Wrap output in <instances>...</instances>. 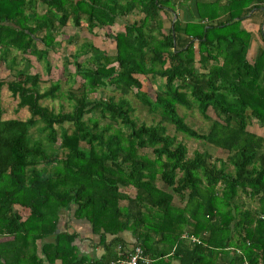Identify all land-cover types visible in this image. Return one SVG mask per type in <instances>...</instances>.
<instances>
[{"label":"trees","instance_id":"16d2710c","mask_svg":"<svg viewBox=\"0 0 264 264\" xmlns=\"http://www.w3.org/2000/svg\"><path fill=\"white\" fill-rule=\"evenodd\" d=\"M40 1L38 13L35 0H0V66L14 48L49 73L70 22L112 34L116 52L87 44L94 56L75 62L83 79L67 91L69 111L43 102L63 92L59 80L42 88L47 79L28 68L0 76V100L6 85L15 111H29L4 119L0 106V264H106L128 244H140L150 264H264V48L250 61L251 33L241 27L264 0H218L207 6L217 17L187 23L173 20L172 0ZM182 33L189 39L179 44ZM108 86L120 95L98 98ZM130 93L160 120L139 122ZM179 106L197 109L209 129L194 128ZM166 124L225 158L189 156ZM34 127L44 136L34 139ZM63 210L87 220L101 258L81 253L78 232L60 227Z\"/></svg>","mask_w":264,"mask_h":264},{"label":"rangeland","instance_id":"374dc122","mask_svg":"<svg viewBox=\"0 0 264 264\" xmlns=\"http://www.w3.org/2000/svg\"><path fill=\"white\" fill-rule=\"evenodd\" d=\"M74 41L70 45H61L58 46L56 50H53V54L51 57L52 62V68L51 71L46 75L47 81L43 82L41 84L42 88L48 87L50 84V81H56L59 80L62 84V93L57 97L56 99H45L43 102L49 106H53L55 110L63 109L64 111L71 110V104L69 99L67 98V91L69 89H73L76 86H78L79 82L82 81V76L76 71L75 62H83L86 60L89 56H94L92 52L90 51V45H80V38L73 39ZM106 43H103L96 39L94 46H97L101 48L102 50L108 52L109 54L113 55L116 52L115 49V43L113 42V39H106ZM100 42V43H99ZM92 43V42H91ZM78 52H82V55H80L78 58L75 57V54L77 55ZM92 54V55H91ZM27 61V60H26ZM24 62H18L14 69H19L18 66H23ZM36 65L34 68H31V70L40 71L41 74L43 72L42 68L38 65V62H36ZM3 64V63H2ZM26 64V63H25ZM65 64H68L67 71L64 70ZM32 65V64H31ZM46 67V65H45ZM1 67L2 73L0 72V76L5 79H12L15 76L16 71L12 70L10 68ZM0 69V70H1ZM68 72V73H67ZM144 83L145 88H148L152 94H154V88L153 86L147 82V80L141 76ZM109 95H115L119 96L120 93L115 90L114 86H108L106 88H101L99 91L96 92V96L99 98L100 96L107 97ZM128 98L131 100L132 105L135 107L134 115L138 119L139 122H146L148 124L157 123L160 120V116L158 114L150 113L145 106L142 105V103L137 99V97L134 95V93H130L128 95ZM17 104V99L14 98L11 95V92L8 90L7 86L5 85L1 91V100H0V106L4 108V114L2 115V118H11V117H17L21 119H25L29 116V111L26 108H21L19 111H15ZM179 112L181 115L186 117V120L196 129L201 131H207L209 129V126L211 122L209 120H206L202 114L197 109L188 110L185 109L182 106H179ZM168 128V132L170 134H176L178 139L186 143L188 146V155L192 156L194 151L196 150H209L214 155L224 157L225 154L221 150H217L213 147L208 146L206 143H204L202 140L189 137L185 135L184 133L177 132L175 127L172 124H166ZM31 135L34 139H38L44 136V134L40 133L39 129L37 127L31 128L30 130ZM150 151V149H149ZM264 151V148H263ZM151 153V152H150ZM229 169L232 170L233 167L230 165ZM161 183V182H159ZM121 203L125 205L127 203L126 200H122ZM257 204V202H252V204Z\"/></svg>","mask_w":264,"mask_h":264},{"label":"crops","instance_id":"0c3cea01","mask_svg":"<svg viewBox=\"0 0 264 264\" xmlns=\"http://www.w3.org/2000/svg\"><path fill=\"white\" fill-rule=\"evenodd\" d=\"M36 1V11L38 13L44 12L47 8V5L45 3H41L40 0ZM218 0H172V2L175 4V9L170 10L172 12L173 20L178 19L181 23H187V22H197L201 19V13L202 12H210L212 16L217 17L218 14L221 12L213 9L212 7H207L210 3H215ZM223 2H226V0H220ZM264 5L260 7H256L253 10H251L241 21V27L248 32L251 33V42H250V48L248 52V58L250 61H254L256 58V55L258 51L261 48H264ZM168 10V9H166ZM32 12V11H29ZM163 17L165 18V10L161 11ZM218 18H223L222 16H219ZM164 29H166L170 22L168 19H164ZM80 38V45L83 46L85 44H95L96 39L99 41L106 43V39H111L112 34L105 35V31L101 30L100 28L95 27L92 31L86 25H83L81 27H77L73 25L72 22H70L67 26H64L60 32V34L56 37L57 40H59L60 46L62 45H71L74 41L73 39ZM178 43L183 44L185 43L189 37L185 34H180L178 37ZM92 42V43H91ZM100 43V42H99ZM38 47L40 49H43V45L41 42H38ZM56 50V49H55ZM53 50L50 51V56L53 54ZM15 60V61H14ZM27 60V61H26ZM51 60V57H50ZM36 62H38V65L42 68L44 74L42 73V77L47 78L46 75L48 73L46 72L45 64L42 61L37 60V57L33 54H24L18 49L12 48L10 54L8 55L7 61H4L1 67L10 68L12 70H19L21 68H28L31 73L39 72L40 71H33L31 68H34L36 65ZM13 62V66L12 65ZM18 62H24L23 66H18L19 69H14V65H18ZM26 63V64H25ZM32 64V65H31ZM15 65V67H16ZM5 68V70H6ZM2 70L0 72L2 73ZM1 75V74H0ZM60 227L64 228L66 224L70 225L73 230L78 232V237L75 240V243L78 246V249L81 253L87 254L88 256L92 258H101L103 254L105 253V247L102 243H100V237L98 235H94L91 232L90 224L85 219H75L71 213L68 211L63 210L61 214V222ZM124 237L128 242H133L134 237L132 236L131 232H125Z\"/></svg>","mask_w":264,"mask_h":264},{"label":"built area","instance_id":"2783aa9c","mask_svg":"<svg viewBox=\"0 0 264 264\" xmlns=\"http://www.w3.org/2000/svg\"><path fill=\"white\" fill-rule=\"evenodd\" d=\"M264 218V213L262 214ZM193 242H200L194 235H184ZM153 258L150 257L140 244H128L127 246L118 245L116 247V257L106 264H150Z\"/></svg>","mask_w":264,"mask_h":264},{"label":"water","instance_id":"95a60500","mask_svg":"<svg viewBox=\"0 0 264 264\" xmlns=\"http://www.w3.org/2000/svg\"><path fill=\"white\" fill-rule=\"evenodd\" d=\"M263 9H264V7H263ZM59 231H60V228L57 229V232H59Z\"/></svg>","mask_w":264,"mask_h":264}]
</instances>
